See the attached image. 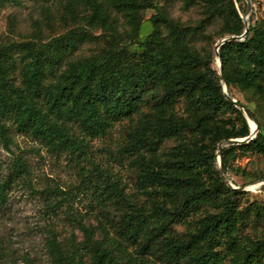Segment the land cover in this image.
Returning a JSON list of instances; mask_svg holds the SVG:
<instances>
[{
  "label": "trees",
  "instance_id": "obj_1",
  "mask_svg": "<svg viewBox=\"0 0 264 264\" xmlns=\"http://www.w3.org/2000/svg\"><path fill=\"white\" fill-rule=\"evenodd\" d=\"M58 1L64 2L65 14L75 18L83 12L87 27L102 29L105 46L90 56L70 59L83 43L97 39L84 27L47 43L0 42V138L9 149L13 140L4 123L8 120L18 133L33 137L52 153L80 156L87 138L103 137L115 123L134 120L120 152L132 158L149 207L131 205L111 226L115 236L101 225L103 238L96 239L95 229L80 224L92 264H149L158 254L164 264H264V234L243 233L263 221L264 211L257 205L240 208L239 197L246 192L230 188L217 163L219 144L247 138L251 128L224 95L212 67V51L200 45L243 35L247 3L199 0L202 18L192 25L171 16L177 0ZM182 1L185 7L197 4ZM20 2L0 0V11ZM150 10L155 12L146 20ZM252 22L245 40L220 48L225 75L234 63L241 68L242 75L228 85L247 102H256L252 109L238 100L259 127L248 144L223 148L226 173L233 170L239 153L264 154V122L257 112L264 111V39L257 37L260 29ZM18 61L20 83L11 75ZM168 140L176 145L162 152ZM27 173V164L16 157L8 180L0 185V197L13 178ZM98 173V180L122 196L109 173ZM192 217H198L195 229L181 238L174 225ZM50 247L56 264H84L78 246L71 253L55 241Z\"/></svg>",
  "mask_w": 264,
  "mask_h": 264
},
{
  "label": "rangeland",
  "instance_id": "obj_2",
  "mask_svg": "<svg viewBox=\"0 0 264 264\" xmlns=\"http://www.w3.org/2000/svg\"><path fill=\"white\" fill-rule=\"evenodd\" d=\"M196 1L197 4L190 7H185L182 0L175 1L170 7L171 16L185 24H196L203 12L200 1ZM63 4L58 0H21L8 5L0 11V42L47 43L72 28L84 27L97 39L83 43L70 59L99 52L107 38L104 31L87 27L83 12L75 18L65 14ZM252 5V12L247 16L249 23L253 19L252 23L260 29L257 37L264 39V0H252ZM154 12L148 11L146 20ZM242 16L244 18L246 14ZM120 19L121 24H125L124 19ZM220 40L216 39V43ZM216 43L212 46L205 42L200 45L212 51V67L220 76L219 60L214 57ZM20 73L21 63L18 61L11 73L17 83L21 82ZM241 75V68L236 63L226 70L228 84H233ZM231 92L235 99L256 109V102H247L236 88ZM257 112L264 122V111L260 109ZM4 123L13 143L7 149L0 138V185L8 180L16 157L27 164L28 173L24 178H13L5 188V196L0 197V264H56L50 247L52 241L60 244L67 253L78 246L83 263L92 264L89 249L83 245L85 238L80 224L95 229L96 239L103 238L101 225L108 227L110 235L115 236L111 226L118 224L124 213L130 212L131 205L136 203L149 207L148 197L138 185V170L132 158L120 152L134 120L124 119L115 123L103 137L87 138L88 145L80 156L52 153L33 137L18 133L11 121L5 120ZM75 132L82 137L78 128ZM175 145L174 140H168L161 150L168 152ZM232 165L233 170L227 173L229 180L246 192L239 197L240 208L257 205L264 211V179H261L264 176V154L243 151ZM98 172L109 173L119 184L122 196H115L102 180H98ZM85 175L88 176L86 181L83 180ZM197 219L192 217L176 223L174 230L177 235L187 237L195 229ZM253 225L244 229L243 233L251 237L264 234V218L252 228ZM129 252L135 255L134 248H129ZM227 262L228 259H225ZM149 264L164 263L158 254L150 257Z\"/></svg>",
  "mask_w": 264,
  "mask_h": 264
},
{
  "label": "water",
  "instance_id": "obj_3",
  "mask_svg": "<svg viewBox=\"0 0 264 264\" xmlns=\"http://www.w3.org/2000/svg\"><path fill=\"white\" fill-rule=\"evenodd\" d=\"M247 3V12H246V17L243 18L244 23L246 25V29L243 35L241 36H227L223 39H221L220 41H218L215 45L214 48V57H218L219 62H220V84L223 88V92L224 95L226 96V98L228 99L229 102H231L236 108H238L239 110H241L245 116V118L247 119L249 125H250V121H253L256 124V128L255 130H253L251 128V134L250 136H248L247 138L244 139H230L227 141H224L222 143L219 144L218 147V158H217V163H218V167H219V174L222 178V180L232 189L238 190V191H245V189L243 187H236L234 186L231 181L229 180L227 173H226V169L224 168L223 162H222V154H223V148L227 147V146H233V145H243V144H248L249 142H251L258 134L259 132V127L257 122L255 121L253 115L251 114V112L241 103L238 102V100H236L235 98H233L231 89L228 86V81L226 78V75L224 73V69H223V65H222V60H221V56H220V48L227 42H232V41H243L247 38L248 33H249V20H248V15L252 12V0H246Z\"/></svg>",
  "mask_w": 264,
  "mask_h": 264
},
{
  "label": "bare ground",
  "instance_id": "obj_4",
  "mask_svg": "<svg viewBox=\"0 0 264 264\" xmlns=\"http://www.w3.org/2000/svg\"><path fill=\"white\" fill-rule=\"evenodd\" d=\"M218 58V57H217ZM219 60V59H218ZM219 65H220V62H219ZM250 125H251V128L256 126V124L253 122V121H250ZM253 130H255L254 128H252Z\"/></svg>",
  "mask_w": 264,
  "mask_h": 264
}]
</instances>
